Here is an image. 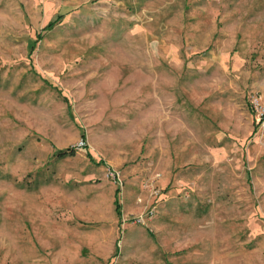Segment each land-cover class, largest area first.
<instances>
[{"label":"rangeland","instance_id":"374dc122","mask_svg":"<svg viewBox=\"0 0 264 264\" xmlns=\"http://www.w3.org/2000/svg\"><path fill=\"white\" fill-rule=\"evenodd\" d=\"M262 110L264 0H0V264H264Z\"/></svg>","mask_w":264,"mask_h":264},{"label":"trees","instance_id":"16d2710c","mask_svg":"<svg viewBox=\"0 0 264 264\" xmlns=\"http://www.w3.org/2000/svg\"><path fill=\"white\" fill-rule=\"evenodd\" d=\"M52 23L53 22H50L49 24H47L45 27L47 28V27H50L51 25H52ZM34 48V45H32V48L31 49H33ZM73 148H67V149H65V150H58L57 152H56V154L57 155H64V154H68V153H72L73 152ZM87 155L89 156V158H90V160H93V158H92V156L89 154V153H87ZM115 205H116V212L117 213H119L120 212V210H119V207H120V204H119V202H118V199H117V197H115Z\"/></svg>","mask_w":264,"mask_h":264},{"label":"built area","instance_id":"2783aa9c","mask_svg":"<svg viewBox=\"0 0 264 264\" xmlns=\"http://www.w3.org/2000/svg\"><path fill=\"white\" fill-rule=\"evenodd\" d=\"M250 98H251V103H252V105H253V107L255 109L261 108L259 106L258 97L256 95H251ZM263 115H264V110L260 111L259 118H263L264 119ZM83 144H84V142L83 141H80L79 145L81 146Z\"/></svg>","mask_w":264,"mask_h":264}]
</instances>
